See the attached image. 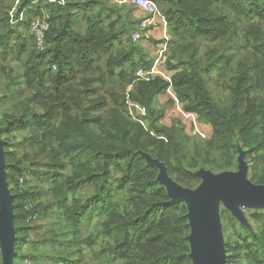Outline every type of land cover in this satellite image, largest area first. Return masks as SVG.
Segmentation results:
<instances>
[{"label": "trees", "instance_id": "1", "mask_svg": "<svg viewBox=\"0 0 264 264\" xmlns=\"http://www.w3.org/2000/svg\"><path fill=\"white\" fill-rule=\"evenodd\" d=\"M153 1L166 23L159 43L169 79L137 74L153 58L143 31L133 38L141 20L132 4L0 0L14 264H192L187 204L169 203L146 155L194 188L199 168L232 170L242 151L247 177L264 185V0ZM37 18L48 23L43 49L31 31ZM211 77L225 84V98L213 96ZM167 89L209 127L208 138L185 142L178 127L159 123L153 99ZM130 104L144 109L150 130L131 119ZM247 219L220 207L226 264H264V211Z\"/></svg>", "mask_w": 264, "mask_h": 264}, {"label": "water", "instance_id": "2", "mask_svg": "<svg viewBox=\"0 0 264 264\" xmlns=\"http://www.w3.org/2000/svg\"><path fill=\"white\" fill-rule=\"evenodd\" d=\"M147 162L159 168L158 180L165 185L171 198L169 203L184 201L188 207L191 232L187 236L192 264H224L225 250L219 218L222 203L240 222L244 223L240 206L264 208V185L255 184L247 178V164L240 152L239 170L213 174L199 170L201 182L192 192L176 185L163 163L145 156ZM3 141L0 139V249L2 264H14V227L12 220V197L6 182Z\"/></svg>", "mask_w": 264, "mask_h": 264}, {"label": "rangeland", "instance_id": "3", "mask_svg": "<svg viewBox=\"0 0 264 264\" xmlns=\"http://www.w3.org/2000/svg\"><path fill=\"white\" fill-rule=\"evenodd\" d=\"M64 1V0H61ZM112 3L116 4H130L127 2V0H109ZM12 13V11H11ZM135 15L139 17L140 24H139V30L138 33L136 32L133 34L134 39H139L140 38V32L141 30L143 33L141 34L143 36V39H141L140 43L142 44L143 48L145 50L149 51V54L153 58V65L148 74L145 75L144 78L151 77L155 74H159L163 76L166 79H169L168 73L165 72L164 70V63L166 60V57L168 55V48H167V43L164 42L162 44L159 43L160 40H168V34H167V29H166V23L161 16V14L156 13L149 15L147 13L142 12L138 8L136 9ZM144 20L147 21V23L142 26L141 22ZM142 28V29H141ZM156 40L158 42V45L153 42V40ZM142 70V69H139ZM138 70V72H139ZM210 90L213 94L214 97H226V87L224 83H214V77H211L208 79ZM130 88H127V91ZM171 98H173L175 101L174 103L171 101ZM130 117L131 119L135 121H139L142 124H144L145 128L150 130L148 121L147 119L144 118V109L140 108L137 105L130 104ZM153 107L156 111L161 113V119L159 120V123H162L166 126L174 125L176 128L178 127L180 129L182 137L185 139V142L193 141V140H205L206 138L209 137V127L207 126H201L196 118L195 114L187 113L182 110L180 107L179 101L175 98V96L172 94L170 89H167L166 92L159 94L154 97L153 99ZM21 137H17V140L20 139ZM239 158V156H238ZM238 158L236 160V165L232 170H229L230 172L236 173L239 170V162ZM207 170L213 174H217V172L214 171V169L208 165L205 164V166H202L199 170ZM220 173V172H218ZM248 178V177H247ZM249 179V178H248ZM177 185V184H176ZM197 188H189L192 192ZM223 204L220 203L219 206V218H220V207ZM224 206V205H223ZM240 209L242 211V216L244 219V224L249 225V221L247 217L249 216L250 213L253 212V210H260L264 211V208H252V207H247V206H240ZM251 210V211H250ZM221 224V220H220ZM221 229H222V239H223V245H224V232H223V227L221 224ZM33 235L31 237H36L42 233V230L40 228H37L32 231ZM27 244L24 246V248L21 250L24 252H27ZM39 252H42L43 248L38 247ZM225 250V248H224ZM32 262V261H31ZM46 261H43L44 264ZM32 264V263H30ZM226 264V255H225V263Z\"/></svg>", "mask_w": 264, "mask_h": 264}, {"label": "built area", "instance_id": "4", "mask_svg": "<svg viewBox=\"0 0 264 264\" xmlns=\"http://www.w3.org/2000/svg\"><path fill=\"white\" fill-rule=\"evenodd\" d=\"M128 3L136 6L139 10L149 15L160 13L158 10L157 4L153 0H127ZM147 23L146 20L141 22V25L144 26ZM48 29V23L45 20H41L39 18L34 19L31 24V31L35 34L36 37V44L38 49L44 48V40H45V33ZM149 71L139 70L137 72L140 76H145L148 74ZM31 259L26 257L23 259L22 264H30Z\"/></svg>", "mask_w": 264, "mask_h": 264}]
</instances>
